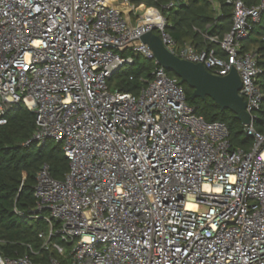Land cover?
<instances>
[{"label":"built area","instance_id":"built-area-1","mask_svg":"<svg viewBox=\"0 0 264 264\" xmlns=\"http://www.w3.org/2000/svg\"><path fill=\"white\" fill-rule=\"evenodd\" d=\"M111 1L0 0V125L22 103L35 116L26 144L54 140L68 161L61 180L42 164L34 206L13 209L45 221L40 249L54 255L0 253V264H264V135L253 127L262 68L240 51L264 0H232L231 30L206 36L225 58L168 33L162 9L184 0L129 5L132 20ZM148 31L212 74L239 73L249 148L232 149L226 124L187 103L179 79L140 42ZM136 55L155 64L140 92L110 90L107 80Z\"/></svg>","mask_w":264,"mask_h":264},{"label":"trees","instance_id":"trees-1","mask_svg":"<svg viewBox=\"0 0 264 264\" xmlns=\"http://www.w3.org/2000/svg\"><path fill=\"white\" fill-rule=\"evenodd\" d=\"M170 0H132L135 5L145 4L162 8ZM252 4L257 0H244ZM170 26L168 33L180 45L190 43L196 49H214L216 54L225 58L219 44L209 41L208 37L219 40L232 27V0H184L177 9H162ZM264 13L258 22H251L250 32L256 35L251 46L240 43V51H253L262 73L258 86L264 93ZM125 54V53H124ZM133 57L132 66L122 74L115 72L109 79H115V87L121 92L138 94L150 78L155 64L151 60ZM131 66V65H130ZM170 76H175L167 71ZM176 77V76H175ZM187 103L195 107L196 113L207 121H221L228 128V140L232 149H247L252 138L245 132V126L229 110H223L209 97L191 99L192 89L183 85ZM253 120L254 129L264 135V98ZM6 123L0 125V253L9 257L28 254L33 261H46L54 255L52 250L40 249L42 240L38 233L45 231L47 225L42 219L17 216L13 209L26 211L35 204L34 184L36 174L42 164L49 166L53 178L61 180L68 170V161L60 143L47 140L38 145L26 144L35 129V116L22 103L12 105L6 112ZM38 255H32L29 247Z\"/></svg>","mask_w":264,"mask_h":264},{"label":"water","instance_id":"water-1","mask_svg":"<svg viewBox=\"0 0 264 264\" xmlns=\"http://www.w3.org/2000/svg\"><path fill=\"white\" fill-rule=\"evenodd\" d=\"M139 40L149 47L160 66L179 79V84H185L192 89L191 99L205 100L209 97L219 108L231 111L244 126L251 124L246 102L239 94L241 78L235 69L225 76L212 74L201 63H193L175 56L165 48L160 36L152 31L142 34Z\"/></svg>","mask_w":264,"mask_h":264},{"label":"rangeland","instance_id":"rangeland-1","mask_svg":"<svg viewBox=\"0 0 264 264\" xmlns=\"http://www.w3.org/2000/svg\"><path fill=\"white\" fill-rule=\"evenodd\" d=\"M263 25H264V21L261 22V26H263ZM255 38H256V35L254 33H251L249 38H245V39L241 40L240 43L242 45L245 44V45L251 46L253 44L251 42V40L255 39ZM126 54L129 55L130 53L126 52ZM140 58H141L140 60H146L143 56H141ZM135 67H136V65H134V66H132V65L131 66L130 65H124L117 71V74H122L125 70L131 69V68H135ZM107 84H108V88L110 90H115L116 89V87H115V79H112V80L108 79L107 80ZM255 113H257V112H255ZM54 142L57 143L56 141H54ZM58 257H61V256H58Z\"/></svg>","mask_w":264,"mask_h":264},{"label":"crops","instance_id":"crops-1","mask_svg":"<svg viewBox=\"0 0 264 264\" xmlns=\"http://www.w3.org/2000/svg\"><path fill=\"white\" fill-rule=\"evenodd\" d=\"M259 0H257L258 2ZM112 4H114L115 6H117L118 8H120L125 14L126 16L132 20V15L131 14H128V9H129V5H135L132 3V0H116V1H111ZM255 2V3H257ZM255 3H252V4H255ZM187 44H190V43H187ZM194 47V46H193ZM196 49V48H195ZM204 49V48H203ZM201 49V50H203ZM197 50H200V49H197ZM222 51V50H221ZM223 52V51H222ZM220 57V56H219ZM223 58V57H222Z\"/></svg>","mask_w":264,"mask_h":264},{"label":"clouds","instance_id":"clouds-1","mask_svg":"<svg viewBox=\"0 0 264 264\" xmlns=\"http://www.w3.org/2000/svg\"><path fill=\"white\" fill-rule=\"evenodd\" d=\"M158 21L162 23V18L158 17Z\"/></svg>","mask_w":264,"mask_h":264}]
</instances>
